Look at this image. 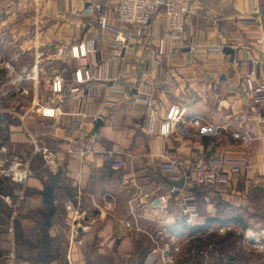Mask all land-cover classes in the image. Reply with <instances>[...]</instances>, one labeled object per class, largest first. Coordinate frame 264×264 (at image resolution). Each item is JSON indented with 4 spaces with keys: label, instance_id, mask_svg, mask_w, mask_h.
Masks as SVG:
<instances>
[{
    "label": "crops",
    "instance_id": "crops-1",
    "mask_svg": "<svg viewBox=\"0 0 264 264\" xmlns=\"http://www.w3.org/2000/svg\"><path fill=\"white\" fill-rule=\"evenodd\" d=\"M88 1L110 3L108 24L119 25L111 8L115 0H0V33L7 27L11 36L8 41L0 35V64L7 62L6 71L18 79L27 70L17 67L19 53L32 58L28 68L39 63V87L19 108L25 109L18 126L25 133L14 131L16 141L56 143L49 147L52 160H45L59 167L54 203L65 210L72 201L81 213L69 231L65 264H143L151 254L154 264H164L161 251L169 245L173 254L174 244L180 247L175 264H264V229L248 228L258 236L253 243L246 241L251 231L242 237L238 230L264 218V106H255L251 92L264 80V0H193L177 40L163 39L165 17L159 12L151 32L132 39L119 55L108 46L112 31L82 14ZM89 40L97 56L73 57L71 48ZM7 44L15 52L3 57ZM214 47L222 52H211ZM43 65L59 72L48 76ZM81 66L89 67L92 78L76 82L74 70ZM59 77L64 89L54 94L51 82ZM128 82L151 91L157 104L139 103L126 94L128 87L115 89ZM14 101L10 112L19 115ZM39 106L47 115H39ZM72 119L76 128L69 125ZM164 122L171 124L166 136L159 134ZM167 150L182 159L242 158L253 171L236 169L227 184L191 189L200 200V217L189 223L173 200L167 209L157 200L168 187L158 168ZM63 188L71 191L64 204L58 200ZM44 193L39 196L45 202ZM106 196L114 199L111 210ZM133 214L138 227H125ZM230 233L234 239L226 240ZM211 243L214 251L201 253ZM3 244L0 235V264H18L13 249L2 254ZM253 253L261 260L255 262Z\"/></svg>",
    "mask_w": 264,
    "mask_h": 264
},
{
    "label": "built area",
    "instance_id": "built-area-1",
    "mask_svg": "<svg viewBox=\"0 0 264 264\" xmlns=\"http://www.w3.org/2000/svg\"><path fill=\"white\" fill-rule=\"evenodd\" d=\"M192 7L193 0H115L111 3V8L115 12V17L119 24L116 27H111L108 24V10L110 9V3L108 2L88 1V5L82 10V14L94 16L95 23L101 29L112 31L113 39L108 46L114 54L119 55L132 39L143 38L151 32V21L154 15L159 12H162L165 17L163 39H179L184 31V26ZM71 52L73 57L78 59L87 57L88 54H93L94 57L97 56V49L93 40H89L86 44L82 43L73 46ZM211 52L221 53L222 48L214 47ZM74 75L76 82L84 81V77L87 79L92 78L90 69L86 66H81L74 70ZM64 83L63 77L54 79L51 85L52 93H61L64 89ZM165 85L166 87L169 86V79L165 82ZM126 87L129 88L126 94H131L139 103L150 107L157 104L156 97L151 91L141 90L134 83H117L115 89L125 92ZM251 92L255 100V106L258 108L264 106V80L251 87ZM151 117L152 121L155 120L153 114H151ZM195 122L197 123V121ZM69 125L71 128H76L77 121L72 119L69 121ZM48 126H51V124H48ZM170 129V122H164L159 127V134L166 136L169 134ZM234 135L235 137H240V134L236 133ZM44 152L45 158L49 159L52 157L50 150L44 148ZM158 168L171 182L183 180L182 186L167 183L166 192L157 197L158 202L163 209H167L170 201L173 200L189 223H193L200 217V200L191 189L215 188L219 184H227L230 181V172L236 169H243L247 174L253 171L252 166L242 158L215 155L201 159H182L173 150H167L164 153ZM14 169L17 170L16 164L7 169V174L14 173L13 175L19 177V181H23L27 175H21L19 170L15 172ZM104 202L107 210L115 207L114 199L110 196H106ZM65 212L69 219L71 218L73 225L81 217L79 208L72 201L65 203ZM132 225L138 227V219L134 214L132 223L126 222L124 224L125 227ZM220 230L224 231V228L222 227ZM246 241L253 243L257 239L251 235H246ZM214 247L215 245L211 243L207 247H203L201 253L208 256L210 251H214ZM172 250L174 251L173 254H171L170 246L166 245L164 250L161 251L164 264H175L174 253L179 252L180 247L174 244ZM194 251L196 252L197 250ZM154 258V255H149L143 264H154ZM10 264H14L13 261ZM185 264L191 263L188 261Z\"/></svg>",
    "mask_w": 264,
    "mask_h": 264
},
{
    "label": "rangeland",
    "instance_id": "rangeland-1",
    "mask_svg": "<svg viewBox=\"0 0 264 264\" xmlns=\"http://www.w3.org/2000/svg\"><path fill=\"white\" fill-rule=\"evenodd\" d=\"M0 35H2L5 40L10 41L11 39L7 27H2ZM14 52L15 51L14 49H11V46L8 45L7 48L4 46L2 56L10 57V54ZM21 56L22 53H19V64L17 67H25L24 69L27 70L26 72L20 73L21 75L18 79H16L15 75L12 76L15 77L12 79L9 70L6 71V69L10 67L7 62H4L1 59L0 64V68L5 69L2 75L3 77L0 79V87L3 91V93H1L2 95L0 97V101L4 104L3 119H5L2 129L0 130V201H2V205H4L2 210L4 212L1 214L0 218V235L3 237L4 242L2 252L3 255L13 249L19 264H31V262L36 263L38 260L30 259V257H28V252L33 253V245L38 244V240L43 238L42 226L45 224L47 216V211L44 214L41 213V210L43 209V197L39 196L38 191H40V193L44 192L45 187L50 184V176L47 171L52 168V170L54 169V173H58L59 167L52 162H50L51 164L48 166L46 164L47 161L45 162V160H48L49 162L53 157L48 159L44 156V148L49 150V147L52 148L57 146L56 143H46V147V145L43 144V141H37L36 143H31L30 141H16L18 139L16 136H19L21 133H25L22 128H19L22 117H24L25 113L23 110L25 109L21 110V108L19 110V108L21 105L27 104V99H30L32 96V89L35 87L34 90L37 91V88L39 87V63H37L34 67L28 68L27 65L30 64V60L32 58H23L22 56V59ZM43 66V72L45 71L48 76H51L53 71L59 72L56 68L53 70L52 65ZM32 70H34L33 74ZM15 92L21 94V96L16 97V95H14ZM17 98L19 101H16ZM50 98L54 97H47V101H49ZM12 99L15 100L13 107L17 113L19 112V115L10 112ZM53 100L55 102L58 99ZM31 104L38 105L36 101ZM5 108H9V111H6ZM42 110L43 108L40 107L39 115H47L43 113L45 111ZM13 119L18 121L12 122ZM34 129H37V127ZM38 130L40 129H37V131ZM14 131H16V133L19 132V135L14 134ZM12 134H14L13 138H11ZM25 137L26 136L24 135V138ZM14 164L18 166L17 171L19 170L21 175H27L23 181H19V177L13 175L14 173L7 174V169ZM71 221V218L69 219L65 210L61 208V206L58 207L54 216L51 217V225L48 226L49 228L47 231L51 238L47 240V243L49 244V252L45 253L44 258L45 256H52L58 264H65L67 249L70 241L69 231L72 225ZM247 226L248 225L238 229L243 235L242 237H245L244 235L249 230L248 228H255V230L259 229L258 231L264 229V218L261 223H250L249 227ZM251 232L254 234L253 237L258 238L256 233L253 231ZM229 238L234 239V237ZM261 238L264 239V234L261 235ZM231 245L232 243H229V248ZM253 255L255 262L261 260V257L257 254L253 253ZM28 258L31 262L28 261Z\"/></svg>",
    "mask_w": 264,
    "mask_h": 264
},
{
    "label": "trees",
    "instance_id": "trees-1",
    "mask_svg": "<svg viewBox=\"0 0 264 264\" xmlns=\"http://www.w3.org/2000/svg\"><path fill=\"white\" fill-rule=\"evenodd\" d=\"M3 108L4 107V104L0 101V108ZM3 113L4 112H2V111H0V130L2 129V125L4 124V122H5V119H3ZM15 121H18V120H16V119H13V121L12 122H15ZM47 173L49 174V170L47 171ZM57 190H56V195L58 194L59 195V185L57 186V188H56ZM68 190H66V189H64L63 188V190H62V198L60 197L58 200H59V202L60 203H63L64 204V199H65V195L68 193V195L71 193V191H68ZM58 192V193H57ZM61 193V192H60ZM39 194H40V192H39ZM41 195H42V193H41ZM3 204V202L2 201H0V218H1V214L4 212V211H2L3 210V206L4 205H2ZM65 205V204H64ZM43 209L41 210L42 212L41 213H45L46 211L48 212L49 211V209L51 210V217H53L54 216V214H55V212L57 211V208H58V206L57 205H55V203H53L52 205H50V204H48V203H46V202H44L43 201V207H42ZM246 226V225H245ZM48 226H46L45 224L42 226V232H43V238L40 240H38V244H36V245H33V250H34V252L33 253H31V252H28V257H30V259H33V260H38V262H34V263H32L31 261H30V259L28 260V261H30L31 262V264H44V262H47V263H49V264H51L53 261H54V257H52V256H45V258H44V255H45V253L46 252H49V244L47 243V240L49 239V238H51L50 237V235H49V233H48ZM232 236V233H230V234H228V237L226 238V240L229 238V237H231ZM28 241V240H27ZM234 243V242H233ZM233 243H232V245L231 246H233ZM17 260V259H16ZM17 263L19 264V262H18V260H17Z\"/></svg>",
    "mask_w": 264,
    "mask_h": 264
},
{
    "label": "water",
    "instance_id": "water-1",
    "mask_svg": "<svg viewBox=\"0 0 264 264\" xmlns=\"http://www.w3.org/2000/svg\"><path fill=\"white\" fill-rule=\"evenodd\" d=\"M49 176H50V184L46 186L45 193H44V199L46 203L52 205L55 201L54 189H55V186L58 184V176L56 173H54L52 169L49 170ZM167 183L172 184V185L182 186L183 180L179 182H171L169 181V179H167ZM45 225L47 226L51 225V210L50 209L47 212Z\"/></svg>",
    "mask_w": 264,
    "mask_h": 264
},
{
    "label": "bare ground",
    "instance_id": "bare-ground-1",
    "mask_svg": "<svg viewBox=\"0 0 264 264\" xmlns=\"http://www.w3.org/2000/svg\"><path fill=\"white\" fill-rule=\"evenodd\" d=\"M17 168H18V166H17ZM14 171L15 172H17V170L16 169H14ZM249 235H251V236H254V234L251 232ZM257 241H259V239L257 238Z\"/></svg>",
    "mask_w": 264,
    "mask_h": 264
}]
</instances>
